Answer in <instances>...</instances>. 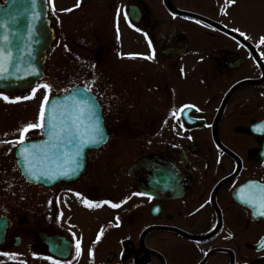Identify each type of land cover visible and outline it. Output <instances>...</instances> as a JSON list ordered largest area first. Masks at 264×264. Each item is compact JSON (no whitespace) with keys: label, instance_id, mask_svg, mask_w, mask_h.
I'll return each instance as SVG.
<instances>
[{"label":"flooded vegetation","instance_id":"obj_1","mask_svg":"<svg viewBox=\"0 0 264 264\" xmlns=\"http://www.w3.org/2000/svg\"><path fill=\"white\" fill-rule=\"evenodd\" d=\"M77 2H46L44 76L69 58L85 64L86 76L116 65L132 79L121 75L116 91L98 80L76 84L96 96L108 139L63 160L73 175L36 182L18 152H0L8 222L0 262L264 264L260 41L233 16L175 0ZM185 105L194 107L171 115ZM44 132L30 129L24 140ZM118 141H130L128 149Z\"/></svg>","mask_w":264,"mask_h":264},{"label":"water","instance_id":"obj_2","mask_svg":"<svg viewBox=\"0 0 264 264\" xmlns=\"http://www.w3.org/2000/svg\"><path fill=\"white\" fill-rule=\"evenodd\" d=\"M45 12L46 0H36L35 7L32 0H6L5 5H0V24L6 22L8 25L7 29L0 27V37L6 32L9 35L5 55L8 49L11 50V58L5 61L8 68L7 73H4L6 78L0 80V87L8 92H16L18 89L34 85L43 75L45 49L51 39L47 33ZM29 29L32 30L31 36H29ZM85 88L77 86L71 91L55 94L49 98L46 119L55 117L59 138L57 135H50L51 129L46 123L43 137L24 141L17 147L19 163L29 178L50 183L67 172L64 171L65 167L58 166L54 162L50 164L47 159L52 160L57 157L63 160L70 155V152H86L89 147L103 143L91 142V121L83 102L94 103L97 114L98 110L99 112L101 110L91 91L82 94ZM102 122L101 120V124ZM65 125L78 128L79 139L74 138L73 142L69 143L65 139L66 133L60 131ZM103 134L107 140L106 131H103ZM75 135L76 133L74 137ZM23 149H27V152L22 156ZM24 156L28 157L27 162ZM42 159L45 161L43 162ZM7 223L6 217L0 216V242L4 239Z\"/></svg>","mask_w":264,"mask_h":264},{"label":"rangeland","instance_id":"obj_3","mask_svg":"<svg viewBox=\"0 0 264 264\" xmlns=\"http://www.w3.org/2000/svg\"><path fill=\"white\" fill-rule=\"evenodd\" d=\"M175 3L209 13L219 11L220 17L225 21H229L233 16L236 25L245 27L251 32L249 35L252 40L260 41L264 37V0H236L235 4L226 3V0H175ZM164 4L165 0H151V5L156 7ZM261 47L264 53V44H261ZM113 67L116 70L112 73L101 74L98 72L95 76H86L84 63L78 64L71 62L69 58H65L61 61L57 71L47 73L36 85L17 92H6L3 88H0V152H14L16 143H5V141L15 142L19 140L22 128L28 124L39 122L40 106L46 94L49 97L53 93L72 88L81 82L86 83L87 81L88 83L90 80H98L110 91L119 89L121 75L126 74L117 72L118 67L116 65ZM124 77L130 84L132 75L129 74ZM43 84L49 85L50 88L39 87ZM34 88L38 89L34 97L28 100L23 99L26 96H32ZM4 96H7L9 100H4ZM13 100L17 102H10ZM118 142L117 148L119 149H128L127 144L130 145V141ZM0 264H3V262L1 261Z\"/></svg>","mask_w":264,"mask_h":264},{"label":"snow or ice","instance_id":"obj_4","mask_svg":"<svg viewBox=\"0 0 264 264\" xmlns=\"http://www.w3.org/2000/svg\"><path fill=\"white\" fill-rule=\"evenodd\" d=\"M33 2V7H35V3L36 0H32ZM47 4H52L53 0H46ZM236 0H226V3H231V4H235ZM80 6V0H78L76 7ZM65 11L71 12L73 11V9H66ZM126 15V14H125ZM37 18H38V13H37ZM0 27H4L5 29H7L8 25L7 23H2L0 24ZM32 35V30L29 29V36ZM241 36H244L245 34L243 32L240 33ZM8 41H9V35L7 34V32L0 37V80L5 79L6 77L4 76V73H7L8 68L5 65V61L9 60L11 58V50L8 49L7 55H5V49L8 48ZM149 43L151 44V42L149 41ZM261 44H264V37L261 38L260 40ZM145 59H153L154 58V52L152 56H148V57H144ZM39 87L44 88V89H49L50 86L47 84H43L40 85ZM38 89L34 88L33 89V95L32 96H26L23 99L28 100V99H32L36 93ZM80 91V90H77ZM91 89L90 88H85L82 92L83 93H88L90 92ZM4 100H9V98L7 96L3 97ZM19 99V98H17ZM67 99V98H66ZM12 103L17 102L16 100L10 101ZM86 105V112L87 115L91 121V128H90V133H91V142L94 144H99L102 142L106 141V137L103 134V128L101 125V121H100V117L97 114L96 111V105L94 103L89 104L87 101L83 102ZM49 105V97L46 94L44 96V99L41 103L40 106V111H39V116H38V123L36 124H28L27 126H25L24 128H22L20 130V138L19 140L12 142V141H5V143H16V144H23L24 143V138H25V133H27L30 129H34V128H40V127H45L46 123L47 126L51 129L50 135H57L59 138V133L57 132V124L55 122V117H50L46 119V108ZM193 105H185L182 108L178 109V110H173L171 115L173 117H175L177 120L180 119V115L179 114H183L184 110L186 108H193ZM179 113V114H178ZM75 123V122H73ZM180 127H183V123H181ZM61 132L66 133L65 139L69 142L72 143L73 139H79V130L78 128L75 127H70L68 125H65L64 128L60 129ZM74 133H76L75 137H74ZM27 152V149H23L21 152V155L23 156L24 153ZM25 161L27 162L28 157L24 156ZM79 166V165H78ZM135 195H143L142 193H136ZM126 202V201H125ZM83 203L85 204V206L87 207H99L100 205H96L93 204L90 201L84 200ZM104 203H109L107 201H105ZM111 207L113 208H119L121 207L120 204H111ZM261 215H264V212L260 213ZM118 220V218H117ZM116 226H119L118 224ZM103 234V230H101V233L97 236V240L100 239V236ZM76 250H77V255L80 254V244L79 242H77L76 244ZM91 254V253H90ZM55 264H59V262H55Z\"/></svg>","mask_w":264,"mask_h":264}]
</instances>
